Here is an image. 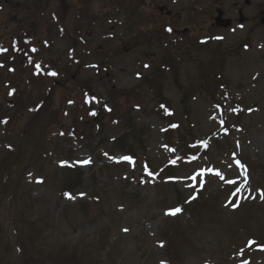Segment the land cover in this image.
Masks as SVG:
<instances>
[{"label":"rangeland","instance_id":"374dc122","mask_svg":"<svg viewBox=\"0 0 264 264\" xmlns=\"http://www.w3.org/2000/svg\"><path fill=\"white\" fill-rule=\"evenodd\" d=\"M98 1L0 0V264H264V0Z\"/></svg>","mask_w":264,"mask_h":264},{"label":"flooded vegetation","instance_id":"af4514ba","mask_svg":"<svg viewBox=\"0 0 264 264\" xmlns=\"http://www.w3.org/2000/svg\"><path fill=\"white\" fill-rule=\"evenodd\" d=\"M94 0H81L82 5H84V8L87 7L89 9L91 2ZM117 1L118 5L113 6L111 11L106 10V0H99V10L100 14L99 15H94V18H98L101 23L103 21H115L116 25L122 26L124 23H127V19L130 17L128 15V18L125 19L123 18V15H127L128 13L125 11V5H122L123 0H113ZM201 0H131V3L134 7L135 5H140L152 9L154 12L156 11L160 16H163V22H166V25L164 26V36H167L171 34L175 38H179L180 36H191L194 33V30H196V26L193 25L190 27L189 23H193L196 21V14L199 10L198 3H200ZM211 4H214L215 6L221 4V2L216 3L213 0H206ZM90 3V5H89ZM244 4V0H243ZM177 6V7H176ZM179 7V8H178ZM168 8H172L173 11H170ZM178 8V9H176ZM217 9V8H216ZM215 9V10H216ZM83 10V9H82ZM242 8H238L236 10V14H238L239 11H241ZM80 11V10H79ZM86 12H89V14H86V18L90 19L91 11L87 10ZM153 12V13H154ZM191 12V13H190ZM243 12V10H242ZM80 13V12H79ZM189 14V15H188ZM262 13L259 14V19ZM126 15L124 17H126ZM81 14L79 15V19H81ZM214 16H209L208 17V22L207 25L210 27L212 25ZM257 17H253L252 20H256ZM194 19V20H193ZM233 22L235 19H231ZM248 21V20H247ZM104 24V23H103ZM180 25L183 27L179 28ZM185 25V26H184ZM116 32L115 27H111L108 29L107 35H110L111 37L114 35Z\"/></svg>","mask_w":264,"mask_h":264},{"label":"water","instance_id":"95a60500","mask_svg":"<svg viewBox=\"0 0 264 264\" xmlns=\"http://www.w3.org/2000/svg\"><path fill=\"white\" fill-rule=\"evenodd\" d=\"M246 4H248V0L246 2ZM217 17L214 19L215 20V27L217 28H223V29H226L230 26V21L228 20H222L221 19V12L218 11L217 12ZM244 22V19L240 16V19H239V23L242 24ZM262 25H264V19H261V22H260Z\"/></svg>","mask_w":264,"mask_h":264},{"label":"trees","instance_id":"16d2710c","mask_svg":"<svg viewBox=\"0 0 264 264\" xmlns=\"http://www.w3.org/2000/svg\"><path fill=\"white\" fill-rule=\"evenodd\" d=\"M76 175H77V174H76ZM78 181H79V176L77 177V179H76V181H75V182L77 183Z\"/></svg>","mask_w":264,"mask_h":264},{"label":"snow or ice","instance_id":"6c2138e0","mask_svg":"<svg viewBox=\"0 0 264 264\" xmlns=\"http://www.w3.org/2000/svg\"><path fill=\"white\" fill-rule=\"evenodd\" d=\"M53 75H54V73H53ZM176 211H179V209H177Z\"/></svg>","mask_w":264,"mask_h":264}]
</instances>
